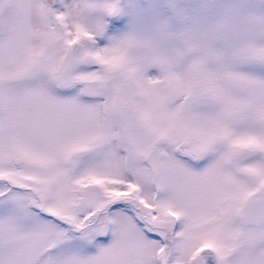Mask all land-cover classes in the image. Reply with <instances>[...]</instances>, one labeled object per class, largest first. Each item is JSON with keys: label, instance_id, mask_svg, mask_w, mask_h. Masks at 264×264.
<instances>
[{"label": "snow or ice", "instance_id": "obj_1", "mask_svg": "<svg viewBox=\"0 0 264 264\" xmlns=\"http://www.w3.org/2000/svg\"><path fill=\"white\" fill-rule=\"evenodd\" d=\"M0 264H264V0H0Z\"/></svg>", "mask_w": 264, "mask_h": 264}]
</instances>
